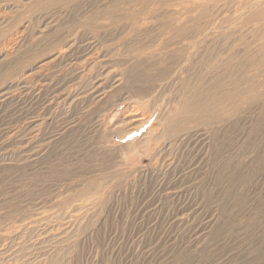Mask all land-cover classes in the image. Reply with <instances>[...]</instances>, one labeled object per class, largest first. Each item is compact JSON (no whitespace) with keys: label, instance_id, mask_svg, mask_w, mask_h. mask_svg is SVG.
I'll use <instances>...</instances> for the list:
<instances>
[{"label":"rangeland","instance_id":"374dc122","mask_svg":"<svg viewBox=\"0 0 264 264\" xmlns=\"http://www.w3.org/2000/svg\"><path fill=\"white\" fill-rule=\"evenodd\" d=\"M0 264H264V0H0Z\"/></svg>","mask_w":264,"mask_h":264},{"label":"bare ground","instance_id":"6f19581e","mask_svg":"<svg viewBox=\"0 0 264 264\" xmlns=\"http://www.w3.org/2000/svg\"><path fill=\"white\" fill-rule=\"evenodd\" d=\"M191 104L193 105L192 101H186L184 103L185 107H191Z\"/></svg>","mask_w":264,"mask_h":264}]
</instances>
